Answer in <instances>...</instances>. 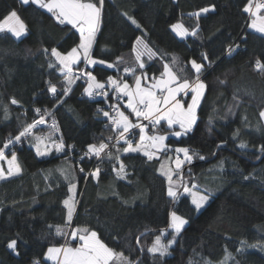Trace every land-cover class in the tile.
I'll return each mask as SVG.
<instances>
[{"label":"trees","instance_id":"16d2710c","mask_svg":"<svg viewBox=\"0 0 264 264\" xmlns=\"http://www.w3.org/2000/svg\"><path fill=\"white\" fill-rule=\"evenodd\" d=\"M246 3L247 0H104L102 22L92 50L95 58L109 63L123 58L116 68L91 67L98 80L106 81L109 75L124 76L130 85L134 84V78L125 76L123 68L134 63L131 48L141 32L121 15L127 12L143 26L147 32L145 40L157 52L152 60L144 57L150 77H159L163 64L170 63L172 57L177 60L171 65L173 70L190 79L194 73L188 63L191 59L199 61L201 54L207 53L213 61L201 76L207 88L197 109L193 132L166 142L169 153L188 147L204 157L194 156L181 171L183 182L189 187L195 184L196 190L212 193L204 209L197 213L187 196L181 195L178 201L167 196V183L158 172V160L149 161L138 153H118L116 148L126 147L124 142L110 150L126 165L125 179H117L112 171L114 164L119 167L115 159L84 156L89 144L106 142L115 134L105 117L97 114L98 107L107 111V104L84 94L86 82L79 79L63 97L64 103L57 105L46 91L45 82L51 80L60 90L63 76L48 68V60L53 59L50 52L41 51L52 47L70 50L79 43V33L69 25L58 24L51 14L35 6H21L19 0H0V21L10 9H16L29 28V34L19 40L9 33H0V147L39 117L35 108H47L52 113L48 118L57 125L55 135L46 132L44 137H62L66 145L62 153L53 149L47 157H37L32 137H28L5 150L7 157L13 151L17 154L22 170L19 176L0 181V264H32L33 259L51 264L43 254L49 246L65 244L66 238L49 230L48 225L64 226L69 233L72 228L88 227L97 231L109 247L122 250L133 260L140 257L141 264H189L190 259L193 264H205V260L219 264L226 248L240 264H264V252L258 248L245 246L243 253L236 251L242 246L241 241L247 245L264 244V153L254 147L264 144V123L259 117L264 109V73L254 68L257 58L264 61V36L248 30L250 18L242 11ZM211 4L216 5L215 12L198 18L189 15ZM177 22L189 29L199 23L198 35L178 38L170 27ZM228 44L240 47L228 56ZM82 66L80 63L76 69ZM234 93L242 102L229 114V106L236 103ZM11 98L20 103L11 105ZM5 105L8 119L4 118ZM236 129H240V134L234 140ZM153 130L170 132L163 122L155 129L149 124L148 132ZM33 135L39 136L38 132ZM241 140L247 142V149L238 147ZM221 141L225 143L218 148ZM68 145L74 147L69 150ZM220 160L224 161L223 169ZM97 166L101 169L98 181L88 175ZM81 167L84 172L79 171ZM61 170L76 184L79 198L70 225H65L63 205L69 196V181ZM244 176L250 178L244 180ZM173 210L189 223L170 248V254L164 258L157 254L154 258L146 249L160 229L171 233L168 213ZM17 233L22 237L18 241L19 255L6 247ZM227 264L235 261L228 260Z\"/></svg>","mask_w":264,"mask_h":264},{"label":"snow or ice","instance_id":"6c2138e0","mask_svg":"<svg viewBox=\"0 0 264 264\" xmlns=\"http://www.w3.org/2000/svg\"><path fill=\"white\" fill-rule=\"evenodd\" d=\"M21 6H35L38 10H44L46 13L51 14L53 18L60 25H71L72 28L79 32V43L71 47L70 50L61 51L57 47L42 48L41 51L45 54L50 52V57L54 59L48 60V68L57 70L63 77L60 90L56 84L51 80L46 81V91L52 94V97L56 99L57 105L64 103L63 97H66L71 91V86L75 80L83 79L86 82L83 92L88 97L101 96L107 100L110 95L114 96L117 103L110 104L111 111H106L103 108H97V114H102L107 118L112 127V131L115 135V144L111 147H116L121 141L126 144V147L116 148L118 153H142L147 157L149 161L154 158L158 159L157 153L169 151L168 146L164 143L168 138L166 135L153 134L147 135L146 130L148 125L140 123V120L148 121L149 124L156 128L161 123H166L167 129L170 134L180 138L187 136L193 132L194 127L198 121L197 109L200 106L201 100L204 97L207 85L201 76L206 67H210L213 61L209 60L207 53H202L200 60L191 59L188 63L191 65V69L194 70L192 78H188L187 75L181 77L177 71L173 70L171 65H175L177 60L172 57L171 62H165L163 64V71L159 77L154 74L150 77L146 71V64L144 57L148 60H152L157 56V52L150 47L149 43L145 40L147 35L146 30L139 23V21L128 15L127 12L121 13L137 30L141 32V35L135 37L133 41L131 51L134 54V63L131 66H125L123 73L125 76L131 75L134 78V86L128 83V80L124 76L114 77L112 75L107 76L106 81H100L97 79L91 70L90 66L106 65L107 68H116L119 63H123L122 57L116 58V63H109L104 59H97L93 56L92 50L96 42V35L100 29L102 22V13L104 7V0H19ZM216 5L211 4L206 7L200 8L194 13H190V16L200 17L201 14H207L209 12H215ZM242 11L247 13L251 17V22L248 27L255 31L264 34V0H247ZM171 30L181 39L187 36L196 37L200 29L199 23L189 29L182 23L177 22L170 25ZM0 33H10L11 36L19 40L29 34V28L26 22L21 18L16 9H10L0 21ZM243 39V38H242ZM240 47L239 44H228L225 52L228 56H231ZM81 62L85 65L84 68L79 69L78 74L73 72V65H79ZM207 62V64L205 63ZM254 68L264 73V61L259 58L255 60ZM139 71L140 74H137ZM183 69H181V72ZM143 82V83H142ZM221 84L225 81H220ZM183 94V95H182ZM191 94L190 102L184 101L183 97ZM122 97H126V104L124 107L130 110V114L134 115L138 122L133 123L126 115L124 111H121V105L119 101ZM235 105L229 106V114H233V107H239L242 102L235 95H233ZM20 102L15 99H10L11 105H17ZM55 107V105H54ZM35 113L39 115L38 120H34L32 123H28L23 127L21 131L10 139H7L3 147H0V161H7V170L0 166V180H5L9 177L18 175L21 172V166L18 162L17 154L13 151L11 157L8 158L5 154V149L9 146H14L16 143H21L22 139L32 137L33 147L35 148V155L37 157H45L52 153L53 149L62 153L65 151L66 145L63 138L51 139V136L41 137L33 135V129L37 125H43L46 123L45 116L52 115L47 109L35 108ZM259 117L264 120V109L259 112ZM4 118H9L8 106L4 107ZM246 120L247 117H244ZM178 126V130H176ZM52 129L56 130L57 125L55 120L52 123ZM139 130V140L134 142L129 137L133 135L132 130ZM260 128H257L259 131ZM240 134V129H236L233 132V139H237ZM49 140L50 144H46L45 141ZM108 141L113 140V136L107 137ZM225 142L221 141V144L217 147H221ZM74 146L68 145L67 148L71 150ZM240 149H247L249 145L247 142L241 140L238 144ZM256 147V150L260 153H264V144H260ZM110 149V144L101 140L97 145L95 143L87 146V151L84 156H95L97 159L107 158L109 160L115 159L119 163L117 168L114 164L112 171L115 172L117 179H125L127 173L125 171L126 165L120 160L119 155L113 154ZM176 155L174 158L175 169L168 168L165 170V166L161 164L160 172L167 178V196L173 201H178L183 194H187L191 197V205L194 206L193 211L199 213L204 209L205 205L209 202L212 193L200 192L195 184L189 187L183 182V175L181 172L182 166L187 162L191 163L194 156H199L198 153L192 152L188 147H178L174 149ZM102 153L104 157H102ZM183 154V158L181 155ZM215 155V153H213ZM259 158V157H257ZM83 159V157H81ZM171 160L172 158L169 157ZM199 159H204L203 156H199ZM224 161H219V166L223 169ZM80 172H84V168L79 169ZM101 169L97 166L96 169L90 172L88 175L94 179L99 180ZM173 174L178 176V180H173ZM61 175L67 181H69L68 192L71 195L67 199L63 200V205L67 209V216L65 225L72 223L73 214L76 211L77 201L75 199L76 184L69 180V176L61 170ZM88 177L85 176V179ZM249 176H244V180H248ZM2 211V209H0ZM168 229H171V233H168L167 229H160V234L156 235L151 246L146 251L155 258L158 254L160 258L170 254V248L177 243V237L182 233L185 226L189 223V220L182 215H179L176 211H170L168 213ZM49 230L54 229L56 235L67 238L71 236V241L66 239L65 244L60 246H49L47 251L43 254L44 260L52 261L53 264H141V258L137 257L135 260L130 256L125 255L121 251H116L114 248L109 247L98 235V232L88 227L73 229L70 233L65 232L64 226L61 225H48ZM170 235L171 238H166ZM22 237L19 233L15 238L10 239L6 247L7 249L19 255L18 241ZM139 244V237L136 238ZM166 239V242H165ZM73 241H79L76 246H73ZM241 247L236 249L237 252L243 253L247 248H258L261 252H264V244H252L247 245L245 241H241ZM246 246V247H245ZM144 249L141 248V252ZM226 255L224 260L219 264H227L228 260L235 261V264H240L235 260L230 252L225 249ZM32 264H41L40 259H33ZM189 264H193L192 260H189ZM205 264H212L210 260H205Z\"/></svg>","mask_w":264,"mask_h":264},{"label":"crops","instance_id":"0c3cea01","mask_svg":"<svg viewBox=\"0 0 264 264\" xmlns=\"http://www.w3.org/2000/svg\"><path fill=\"white\" fill-rule=\"evenodd\" d=\"M2 21V20H1ZM251 22V21H250ZM249 22V23H250ZM71 28H72V26L71 25H69ZM74 29V28H73ZM74 30H76V29H74ZM248 30L249 31H251V32H253V33H256V34H259V35H261V36H264V34H262V33H259V32H257V31H255L254 29H251V28H249L248 27ZM79 33V32H78ZM10 34V33H9ZM11 35V34H10ZM13 37V36H12ZM14 39H16L15 37H13ZM21 38H23V37H21ZM20 38V39H21ZM17 40V39H16ZM54 59V58H53ZM81 63H83V62H81ZM78 65H73V69H76V67H77ZM82 67H85V65L83 64V66ZM90 67H93V66H90ZM63 79H64V77H63ZM183 95V94H182ZM191 95V94H190ZM185 97V96H184ZM187 97H189V95L187 96ZM124 97H122V99H123ZM187 99L188 98H186V100L185 101H187ZM121 108H123V106H122V102H121ZM129 117L131 118V120H133V121H136V120H134V118H133V115L132 114H130L129 113ZM134 123H136V122H134ZM165 124V126L167 127V125H166V123H164ZM176 130H178V126H177V129ZM146 134L147 135H149V132L147 133L146 132ZM154 134H160V135H166L168 138H177V137H175V136H173V135H171L170 134V132L169 133H165V134H161V133H154ZM153 135V134H152ZM168 138L165 140V144L167 145V140H168ZM139 140V136H138V138H137V141ZM33 149H34V152H35V148L33 147ZM163 153H167V152H159V153H157V155H158V159H156V158H154L153 160H158V162H159V166H158V172H159V174H161V172H160V168H161V164H163L164 166H165V170H167L168 168H171V165L168 163V162H166L165 161V157H163L162 155H163ZM128 154H134V153H128ZM138 154H141V155H143L142 153H138ZM181 155H183V154H181ZM144 156V155H143ZM45 157H47V156H45ZM146 157V156H145ZM147 158V157H146ZM0 166H2L5 170H7V167H8V165H7V161L5 160V161H3L2 163H0ZM20 175V173L18 174V175H15V176H12V177H9V178H7V179H5V180H8V179H11V178H14V177H17V176H19ZM162 175V174H161ZM164 178H165V176L164 175H162ZM5 180H0V181H5ZM165 180H166V178H165ZM167 186H168V183H167ZM75 193H76V196H75V199H76V201H77V204H76V209H77V205H78V200H79V198H78V192H77V188L75 189ZM69 195H71V193H69ZM68 198V197H67ZM190 203H191V200H190ZM193 206V205H192ZM194 207V206H193ZM66 209V208H65ZM75 213H76V211L74 212V214H73V217H74V215H75ZM66 216H67V209H66ZM73 229H76V228H72V230ZM71 230V231H72ZM69 241H71V236H69ZM73 243V246H76V244H78L79 243V241H73L72 242ZM46 261V260H45ZM47 262H49V263H52L53 264V262L52 261H47Z\"/></svg>","mask_w":264,"mask_h":264},{"label":"built area","instance_id":"2783aa9c","mask_svg":"<svg viewBox=\"0 0 264 264\" xmlns=\"http://www.w3.org/2000/svg\"><path fill=\"white\" fill-rule=\"evenodd\" d=\"M249 18H250V15L248 14ZM84 68V67H83ZM82 69V68H81ZM73 72L78 74L79 70L78 69H73ZM77 80L74 81V84L76 83ZM85 81V80H84ZM92 98H99V99H102V100H105L104 97H101V96H96V97H92ZM106 104H107V111H111L110 108H109V105L110 104H115L117 103V100L115 99L114 96L110 95V97L105 100ZM121 102V100L119 101V103ZM40 117H38L36 120H38ZM45 120H46V123L43 124V125H37V127H35L33 129V133L34 132H38V135L41 136V137H44L45 133L46 132H51L53 133L54 135L57 133V129L56 130H53L52 129V123H53V120L52 119H49L48 118V115L45 116ZM108 126L111 127L110 125V122L107 120V118H105ZM56 123V122H55ZM138 129H134L132 130V133L133 135H131L129 138L130 139H134V134L137 133ZM115 135H112L113 136V140L112 141H108L106 140V143H109L110 144V148H111V145L115 144ZM123 141H121L120 143H122ZM10 147V146H9ZM6 150V149H5ZM110 150V149H109ZM68 238V237H67ZM66 238V239H67ZM52 264V263H51Z\"/></svg>","mask_w":264,"mask_h":264},{"label":"rangeland","instance_id":"374dc122","mask_svg":"<svg viewBox=\"0 0 264 264\" xmlns=\"http://www.w3.org/2000/svg\"><path fill=\"white\" fill-rule=\"evenodd\" d=\"M250 21H251V17H250ZM174 33V32H173ZM175 34V33H174ZM176 35V34H175ZM177 36V35H176ZM178 37V36H177ZM178 38H180V37H178ZM81 68H83V67H81ZM81 68H78V70L79 69H81ZM143 83V82H142ZM74 85V83L72 84V86ZM71 86V87H72ZM133 86H134V84H133ZM186 98H188L187 99V102H190V99H191V95L189 94V97H187V96H185L184 98H183V100L185 101L186 100ZM122 99V98H121ZM126 100H127V98L126 97H124L123 99H122V106H123V108H121L120 110L121 111H124L125 112V114L126 115H129V113H130V110H127L125 107H124V105L126 104ZM130 118V117H129ZM133 118H134V120H136V118H135V116L133 115ZM131 119V118H130ZM133 121V120H132ZM263 121V123H264V120H262ZM134 122H138L137 120L136 121H133V123ZM140 123H143V124H146V125H148V128H149V122L148 121H144V120H140L139 121ZM148 128H147V130H146V132L148 133ZM153 132H155L154 130H153ZM153 132H149V135H152V134H154ZM157 132V131H156ZM155 132V133H156ZM138 136H139V130L137 131V133H135L134 134V142H136L137 141V138H138ZM175 155H176V153H175V151L174 150H172V152L171 153H169V151H167V154L166 153H163V157H165L166 159H165V161L166 162H168L170 165H171V168L172 169H175V164H174V158H175ZM181 155V154H180ZM169 157H171L172 159L170 160L169 159ZM8 158H10V157H8ZM181 158H183V155H181ZM3 161H0V163H2ZM187 163V162H186ZM185 163V164H186ZM184 164V165H185ZM184 165L182 166V169H183V167H184ZM182 169H181V171H182ZM166 178V177H165ZM186 179L188 180V178L186 177ZM173 180L174 181H177L178 180V176L176 175V174H173ZM185 180V179H184ZM166 183H168L167 182V178H166ZM194 191L196 190V189H193ZM184 196H187L190 200H191V197L190 196H188L187 194H183ZM171 230V229H170Z\"/></svg>","mask_w":264,"mask_h":264}]
</instances>
